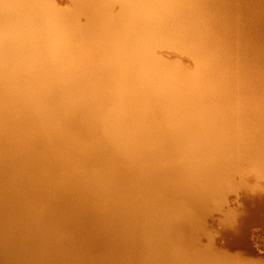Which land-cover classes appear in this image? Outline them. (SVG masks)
<instances>
[{"label":"bare ground","instance_id":"1","mask_svg":"<svg viewBox=\"0 0 264 264\" xmlns=\"http://www.w3.org/2000/svg\"><path fill=\"white\" fill-rule=\"evenodd\" d=\"M64 1L0 0V264H252L264 0Z\"/></svg>","mask_w":264,"mask_h":264},{"label":"rangeland","instance_id":"2","mask_svg":"<svg viewBox=\"0 0 264 264\" xmlns=\"http://www.w3.org/2000/svg\"><path fill=\"white\" fill-rule=\"evenodd\" d=\"M56 1L62 6H63V3H64V5H66L64 0H56ZM60 2H62V4ZM163 54H164V56L165 55L168 56L166 58H170V59L176 58V59H179L180 61H183L185 59L184 60L185 64L187 65V63H188V62H186L187 59L185 57L181 58L183 56H181V57L179 56L180 57L179 58L177 55L170 53V51H168V52L164 51ZM171 55H172V57L173 56L174 57L173 58L170 57ZM182 63H184V62H182ZM256 181H254V183H257ZM260 181L262 182V180H260ZM260 181H259L258 185L261 184ZM263 185H264V183L262 182V185H260V187L262 188ZM261 188H260V191H258V192H262V190L264 191V189H261ZM232 193L235 196L234 192H229V194L232 195V197L230 195L229 200L233 202L232 203L229 201L230 202L229 204L232 203L229 208H230L231 212H233V214H235L236 219H237L236 222L231 221V219L223 221V214H224L223 210H222L223 212H219V210L212 211L214 214H212V212H211V214H212L211 218L209 217L210 215L208 216V219L210 218L211 221L207 219L208 221L206 222V219H205V222H206L205 223V228H206L205 230H206V232L204 235L201 236V243L207 244L210 241V243L214 247V250L216 248L215 251L220 252V253L224 252V253H222L223 255H225V254H226V256L230 255L231 257L233 256L235 258L241 259L244 262L250 263L252 261V264H253V261L256 264L258 262L261 264H264V251L262 250V249H264V247H263L264 244H262V243H264V239H263L264 236L260 235V237H259L258 234H260V233L257 232L261 226H260L259 222L258 223L250 222L248 224V221L245 220L249 210L254 209V208H259V207H260V209L255 210L257 213V216L260 218L263 217L262 219H264V204L258 203V202H250L248 200L254 194L253 191L251 192L249 190H244V192H241V190H240L239 191L240 195H238V197H240V198L242 197L240 200L236 196L234 197L235 198L234 199ZM262 193H264V192H262ZM236 198L239 201L235 203L234 200L237 201ZM234 203H235V205H233ZM215 211L217 212L216 214H215ZM217 214L221 215V217L218 216ZM216 215L218 216L217 219L215 218ZM213 216L215 218L214 221H212ZM242 221L246 224L244 226L245 227L244 231L249 232V233H247V235L249 234V236H247V237H249L248 238L249 241L247 239L248 242L247 243L245 242L246 244L241 245V244L233 243L231 241L232 236H230V233L232 232L233 228L236 229V228L240 227L242 224ZM252 232L254 235H252ZM255 233L258 237H254ZM252 237H254L256 239L260 238V240L258 239V241H257ZM208 238H209V241L207 240ZM256 241L259 242L257 244H260V245L262 244L263 246L262 245L257 246ZM210 243H208V245ZM218 250H220V251H218Z\"/></svg>","mask_w":264,"mask_h":264}]
</instances>
